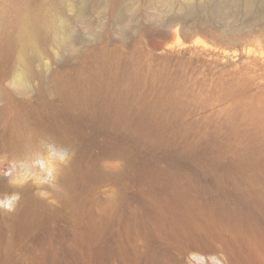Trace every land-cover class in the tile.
<instances>
[{"label":"rangeland","instance_id":"obj_1","mask_svg":"<svg viewBox=\"0 0 264 264\" xmlns=\"http://www.w3.org/2000/svg\"><path fill=\"white\" fill-rule=\"evenodd\" d=\"M115 1L0 0V264H264V1Z\"/></svg>","mask_w":264,"mask_h":264},{"label":"bare ground","instance_id":"obj_2","mask_svg":"<svg viewBox=\"0 0 264 264\" xmlns=\"http://www.w3.org/2000/svg\"><path fill=\"white\" fill-rule=\"evenodd\" d=\"M109 1L111 2V0H109ZM112 1H115V0H112ZM258 1L259 0H207L206 6L211 7L212 9L217 8V10H219L223 7H227V6L229 7L231 5H238L240 2H242L247 7V9H252V7ZM261 1H264V0H261ZM24 14H25V17L30 19L32 27L37 29L39 27L40 16L35 11H33L32 9H27L24 12ZM260 14L264 15V9H261L259 11V15ZM203 28H208V27L206 25L204 27H202V26L200 27V29H203ZM243 31L244 30L241 27L236 28V29L230 31L229 35L239 36L243 33ZM197 41L198 40H196V42ZM166 48L167 49L171 48V45H168ZM79 87H80V85L78 86V84H77L76 90ZM76 90L73 88V90L69 89V90H66V92L69 95H72L73 93L75 94ZM86 96H90V95L88 94ZM141 111H143L145 113L146 109L145 110L143 109ZM146 113H148V112H146ZM145 114H144V118H147V116H145ZM141 116H142V114H141ZM62 152L64 154L65 162L63 163V165L60 168H53L50 165L45 167L46 171H48V177L49 178L52 177L53 178L52 181L58 185L67 184V182L69 181V179L71 177L72 171H73L70 168L71 167L75 168L77 166V164H79L83 158L82 148H78L77 146H73L72 144H67V147H64ZM43 164H45V163H43ZM68 166H70V167L68 168ZM37 167H39V166H37ZM11 180L16 181L17 179L14 175H12V173H10L9 176L6 175V169L0 168V206L5 205V206H8L10 209H13V212H10V214L14 217V220H16L17 226L21 227L23 224H25L28 208H26L27 204H26L25 200H23V201L21 200V201L17 202L16 197L18 196L17 192L20 190V184L15 185L13 192H4L3 191L5 184ZM153 215L154 216L157 215L160 218L161 217L163 218V216H161L160 214H157V213H154ZM246 218H248L247 215L242 214V213L237 214V212H233V211H228L226 213H224V212L213 213L211 216L210 229L214 230V225L226 226L231 219H234L237 221L238 219L245 220ZM184 219H185L184 231L179 232L178 230H172L173 233L172 232L171 233L173 234V237H175L177 239H193V240L204 239L205 236H204L203 231L206 230V224L203 225V224H200L199 222H197L196 219L194 218V216L190 212L184 213ZM159 222H162V221H159ZM163 223L162 224L160 223V224L164 227ZM165 227H166V230L172 229L171 226L169 225V222L166 224ZM195 256L198 257V256H200V254L198 253Z\"/></svg>","mask_w":264,"mask_h":264}]
</instances>
